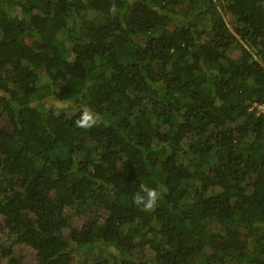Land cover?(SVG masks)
I'll return each instance as SVG.
<instances>
[{
    "label": "trees",
    "instance_id": "trees-1",
    "mask_svg": "<svg viewBox=\"0 0 264 264\" xmlns=\"http://www.w3.org/2000/svg\"><path fill=\"white\" fill-rule=\"evenodd\" d=\"M254 103L264 0H0V264H264Z\"/></svg>",
    "mask_w": 264,
    "mask_h": 264
},
{
    "label": "clouds",
    "instance_id": "clouds-1",
    "mask_svg": "<svg viewBox=\"0 0 264 264\" xmlns=\"http://www.w3.org/2000/svg\"><path fill=\"white\" fill-rule=\"evenodd\" d=\"M98 122V114L93 113L90 108L84 107L80 117L75 121V125L81 129H90ZM161 198V193L156 189L149 188L147 185H141L140 190L134 194L132 199L134 204L138 206L142 205L145 210H152Z\"/></svg>",
    "mask_w": 264,
    "mask_h": 264
},
{
    "label": "rangeland",
    "instance_id": "rangeland-1",
    "mask_svg": "<svg viewBox=\"0 0 264 264\" xmlns=\"http://www.w3.org/2000/svg\"><path fill=\"white\" fill-rule=\"evenodd\" d=\"M55 101V100H54ZM63 101L57 102V104H61ZM93 254H99L97 253V250L94 249L91 253H87L86 255L81 253V254H76L77 259L79 261V264H95V255Z\"/></svg>",
    "mask_w": 264,
    "mask_h": 264
},
{
    "label": "built area",
    "instance_id": "built-area-1",
    "mask_svg": "<svg viewBox=\"0 0 264 264\" xmlns=\"http://www.w3.org/2000/svg\"><path fill=\"white\" fill-rule=\"evenodd\" d=\"M253 107H255L258 111H264V103H254Z\"/></svg>",
    "mask_w": 264,
    "mask_h": 264
}]
</instances>
